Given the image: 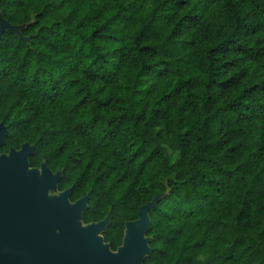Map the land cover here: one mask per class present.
<instances>
[{"label":"trees","instance_id":"1","mask_svg":"<svg viewBox=\"0 0 264 264\" xmlns=\"http://www.w3.org/2000/svg\"><path fill=\"white\" fill-rule=\"evenodd\" d=\"M0 152L34 146L112 251L264 264V0H0Z\"/></svg>","mask_w":264,"mask_h":264},{"label":"water","instance_id":"2","mask_svg":"<svg viewBox=\"0 0 264 264\" xmlns=\"http://www.w3.org/2000/svg\"><path fill=\"white\" fill-rule=\"evenodd\" d=\"M18 31L0 13V38L5 31ZM8 128L0 123V146ZM34 146L24 143L20 150L0 155V264H143L151 252L146 233L151 227L149 211L156 197L140 207L139 218L126 223L122 246L112 251L102 235L110 222L84 224L82 213L89 194L71 202V188L58 195L61 173L46 164L40 177L30 169Z\"/></svg>","mask_w":264,"mask_h":264},{"label":"flooded vegetation","instance_id":"3","mask_svg":"<svg viewBox=\"0 0 264 264\" xmlns=\"http://www.w3.org/2000/svg\"><path fill=\"white\" fill-rule=\"evenodd\" d=\"M8 134V133H7ZM5 140H6V137H5ZM4 143H5V141H4ZM3 143V144H4ZM11 149H16V148H14V147H11L10 148V150L8 151V152H0V155H2V154H6V155H9L10 154V151H11ZM21 148H18V149H16V150H20ZM30 158V157H29ZM30 163V162H29ZM44 164H42L41 166H39V167H32L31 165H30V169H32V168H37L38 169V171H39V175H40V177H41V175H42V173H43V168H42V166H43ZM52 190H50L49 191V194L50 195H54V194H51L50 192H51ZM58 192H59V194H60V190L58 189ZM0 218H1V211H0ZM0 245H1V236H0Z\"/></svg>","mask_w":264,"mask_h":264},{"label":"rangeland","instance_id":"4","mask_svg":"<svg viewBox=\"0 0 264 264\" xmlns=\"http://www.w3.org/2000/svg\"><path fill=\"white\" fill-rule=\"evenodd\" d=\"M50 193H51V194H54V195H58V194H59L58 191H54V190H52Z\"/></svg>","mask_w":264,"mask_h":264}]
</instances>
